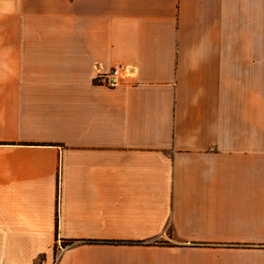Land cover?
Wrapping results in <instances>:
<instances>
[{
    "label": "crops",
    "instance_id": "1",
    "mask_svg": "<svg viewBox=\"0 0 264 264\" xmlns=\"http://www.w3.org/2000/svg\"><path fill=\"white\" fill-rule=\"evenodd\" d=\"M58 255L264 264V0H0V264Z\"/></svg>",
    "mask_w": 264,
    "mask_h": 264
},
{
    "label": "built area",
    "instance_id": "2",
    "mask_svg": "<svg viewBox=\"0 0 264 264\" xmlns=\"http://www.w3.org/2000/svg\"><path fill=\"white\" fill-rule=\"evenodd\" d=\"M132 75L131 68L125 65H117L111 69L108 73H98L95 82L99 85H105L108 87H117L122 85L127 78ZM64 249L60 245V252ZM59 259V255L56 258L55 264Z\"/></svg>",
    "mask_w": 264,
    "mask_h": 264
}]
</instances>
